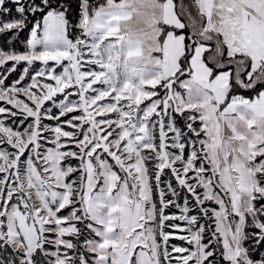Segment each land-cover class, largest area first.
Returning <instances> with one entry per match:
<instances>
[{
  "label": "snow or ice",
  "instance_id": "snow-or-ice-1",
  "mask_svg": "<svg viewBox=\"0 0 264 264\" xmlns=\"http://www.w3.org/2000/svg\"><path fill=\"white\" fill-rule=\"evenodd\" d=\"M136 4L0 0V264H264V0Z\"/></svg>",
  "mask_w": 264,
  "mask_h": 264
},
{
  "label": "clouds",
  "instance_id": "clouds-1",
  "mask_svg": "<svg viewBox=\"0 0 264 264\" xmlns=\"http://www.w3.org/2000/svg\"><path fill=\"white\" fill-rule=\"evenodd\" d=\"M165 0H143V6L136 4L135 7L139 12H134L131 20L127 21V27L132 33L148 32L150 29V22L157 21V26L162 22L163 4Z\"/></svg>",
  "mask_w": 264,
  "mask_h": 264
},
{
  "label": "rangeland",
  "instance_id": "rangeland-1",
  "mask_svg": "<svg viewBox=\"0 0 264 264\" xmlns=\"http://www.w3.org/2000/svg\"><path fill=\"white\" fill-rule=\"evenodd\" d=\"M176 1H177V3H178V11H179L180 6H181L182 4H185V3H191V4H193V8H192V10H193V12H195L194 0H176Z\"/></svg>",
  "mask_w": 264,
  "mask_h": 264
},
{
  "label": "crops",
  "instance_id": "crops-1",
  "mask_svg": "<svg viewBox=\"0 0 264 264\" xmlns=\"http://www.w3.org/2000/svg\"><path fill=\"white\" fill-rule=\"evenodd\" d=\"M174 4H176V5H177V11H178V3H177V1H176V0H174Z\"/></svg>",
  "mask_w": 264,
  "mask_h": 264
},
{
  "label": "trees",
  "instance_id": "trees-1",
  "mask_svg": "<svg viewBox=\"0 0 264 264\" xmlns=\"http://www.w3.org/2000/svg\"><path fill=\"white\" fill-rule=\"evenodd\" d=\"M22 35H24V34H22Z\"/></svg>",
  "mask_w": 264,
  "mask_h": 264
}]
</instances>
